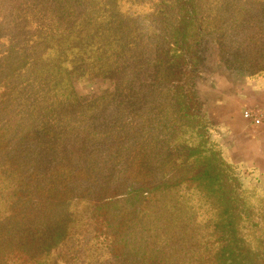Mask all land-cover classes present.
<instances>
[{
	"label": "rangeland",
	"instance_id": "rangeland-1",
	"mask_svg": "<svg viewBox=\"0 0 264 264\" xmlns=\"http://www.w3.org/2000/svg\"><path fill=\"white\" fill-rule=\"evenodd\" d=\"M251 76L264 0H0V264H264L209 113Z\"/></svg>",
	"mask_w": 264,
	"mask_h": 264
},
{
	"label": "crops",
	"instance_id": "crops-1",
	"mask_svg": "<svg viewBox=\"0 0 264 264\" xmlns=\"http://www.w3.org/2000/svg\"><path fill=\"white\" fill-rule=\"evenodd\" d=\"M244 109L260 115L261 125L251 127L240 118ZM209 113L224 162L264 180V76L246 78L235 95L217 100Z\"/></svg>",
	"mask_w": 264,
	"mask_h": 264
},
{
	"label": "built area",
	"instance_id": "built-area-1",
	"mask_svg": "<svg viewBox=\"0 0 264 264\" xmlns=\"http://www.w3.org/2000/svg\"><path fill=\"white\" fill-rule=\"evenodd\" d=\"M243 115L244 118L249 120L251 125L254 127H258L262 123L261 116L254 113L253 111H245Z\"/></svg>",
	"mask_w": 264,
	"mask_h": 264
},
{
	"label": "trees",
	"instance_id": "trees-1",
	"mask_svg": "<svg viewBox=\"0 0 264 264\" xmlns=\"http://www.w3.org/2000/svg\"><path fill=\"white\" fill-rule=\"evenodd\" d=\"M227 200H228V201H231V200H232V202H233V204H234V206H235L233 209L236 210V209H237V205H236V204H238V201H235V200H236L235 195L233 196V199H229V198H227ZM234 202H235L236 204H235ZM230 209H232V207H231Z\"/></svg>",
	"mask_w": 264,
	"mask_h": 264
}]
</instances>
